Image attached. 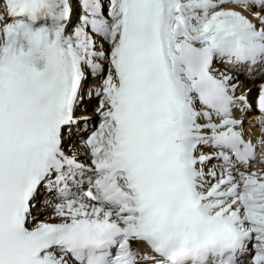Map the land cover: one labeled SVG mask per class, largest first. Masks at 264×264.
Returning a JSON list of instances; mask_svg holds the SVG:
<instances>
[{
  "label": "snow or ice",
  "instance_id": "snow-or-ice-1",
  "mask_svg": "<svg viewBox=\"0 0 264 264\" xmlns=\"http://www.w3.org/2000/svg\"><path fill=\"white\" fill-rule=\"evenodd\" d=\"M0 264H264V0H0Z\"/></svg>",
  "mask_w": 264,
  "mask_h": 264
},
{
  "label": "bare ground",
  "instance_id": "bare-ground-1",
  "mask_svg": "<svg viewBox=\"0 0 264 264\" xmlns=\"http://www.w3.org/2000/svg\"><path fill=\"white\" fill-rule=\"evenodd\" d=\"M250 87L253 89V93H255L256 85L253 84V85H250ZM257 131H258V129H257ZM73 143L76 144L77 141L74 139V140H73ZM81 158L83 159V157H81ZM42 218H43V217H42Z\"/></svg>",
  "mask_w": 264,
  "mask_h": 264
}]
</instances>
